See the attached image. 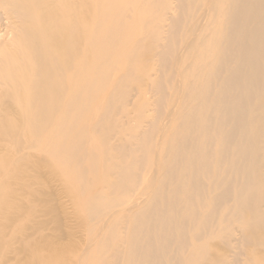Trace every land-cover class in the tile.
<instances>
[{
	"label": "bare ground",
	"instance_id": "1",
	"mask_svg": "<svg viewBox=\"0 0 264 264\" xmlns=\"http://www.w3.org/2000/svg\"><path fill=\"white\" fill-rule=\"evenodd\" d=\"M29 164L75 260L6 238ZM0 215V264H264V0H0Z\"/></svg>",
	"mask_w": 264,
	"mask_h": 264
},
{
	"label": "rangeland",
	"instance_id": "2",
	"mask_svg": "<svg viewBox=\"0 0 264 264\" xmlns=\"http://www.w3.org/2000/svg\"><path fill=\"white\" fill-rule=\"evenodd\" d=\"M34 153L35 151L29 150L26 154L34 155ZM29 157L31 163L32 156ZM27 173V179L25 176L22 182L26 180L25 183L30 184L32 190L40 193V195L37 196V200L30 201L29 197L22 194L19 181H14L9 185L10 189L18 194L19 208L11 210L16 212V216H13V222L6 230V238L9 241L12 240L13 247H17L19 243H14L16 236H21L28 224L37 221L42 223L39 230L41 235L36 234L39 242L37 251L46 257L58 255L54 257V261L61 263H65L68 258L75 260L77 254L86 245V236L82 227L81 212L78 211L74 197L66 189L60 173L51 172L46 165H40L39 171H36L35 167L29 164ZM36 175H40V178H36ZM32 206H34L36 213L30 210ZM3 216L0 215V220H2L0 224L5 220ZM41 236H46L47 240L41 241L39 238ZM50 246L54 247L55 250H50ZM20 255L28 258L23 253ZM29 259L31 258L29 257ZM19 260L12 258L11 261H7V264H16L19 263Z\"/></svg>",
	"mask_w": 264,
	"mask_h": 264
}]
</instances>
